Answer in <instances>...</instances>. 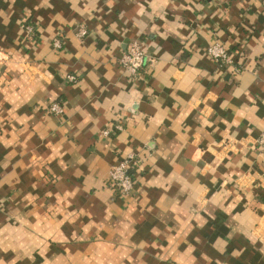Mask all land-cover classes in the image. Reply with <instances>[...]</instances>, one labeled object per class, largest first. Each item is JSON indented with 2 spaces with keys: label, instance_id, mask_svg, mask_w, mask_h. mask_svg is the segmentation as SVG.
Returning <instances> with one entry per match:
<instances>
[{
  "label": "crops",
  "instance_id": "obj_1",
  "mask_svg": "<svg viewBox=\"0 0 264 264\" xmlns=\"http://www.w3.org/2000/svg\"><path fill=\"white\" fill-rule=\"evenodd\" d=\"M263 131L264 0H0V264H264Z\"/></svg>",
  "mask_w": 264,
  "mask_h": 264
},
{
  "label": "built area",
  "instance_id": "obj_2",
  "mask_svg": "<svg viewBox=\"0 0 264 264\" xmlns=\"http://www.w3.org/2000/svg\"><path fill=\"white\" fill-rule=\"evenodd\" d=\"M28 34H35L36 30L33 25L25 24L23 27ZM80 38L87 36V30L81 28L78 32ZM54 47L61 49L62 40L58 37L54 41ZM209 57L217 64H232L233 58L229 50L220 43H215L207 49ZM122 69L125 70L133 79H137L147 64V53L141 40H134L128 51L120 59ZM71 82L76 81V76H69ZM51 113L60 115L63 113V107L60 103H54L50 108ZM116 130H122L121 125L115 126ZM105 136L110 135V131L104 132ZM259 146L264 149V131L258 141ZM139 158L134 153L127 154L122 160L113 165L109 171L108 184L120 196H129L135 187V169L139 165Z\"/></svg>",
  "mask_w": 264,
  "mask_h": 264
}]
</instances>
